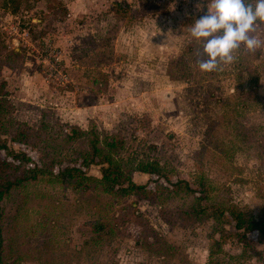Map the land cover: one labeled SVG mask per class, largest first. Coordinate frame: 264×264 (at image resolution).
I'll use <instances>...</instances> for the list:
<instances>
[{
	"label": "rangeland",
	"instance_id": "1",
	"mask_svg": "<svg viewBox=\"0 0 264 264\" xmlns=\"http://www.w3.org/2000/svg\"><path fill=\"white\" fill-rule=\"evenodd\" d=\"M60 1L65 18L45 1L25 0L12 14L0 0V81L7 82L11 117L31 130L49 124L53 135L77 125L122 137L128 166L157 162L171 183L136 173L135 182L150 191L145 195L73 191L45 181L13 191L0 204L12 259L211 264L216 224L209 216L186 226L180 211L195 200L171 184L206 179L208 205L264 217V23L256 29L257 50L240 49L232 63L202 73L195 63L201 46L188 28L207 0ZM42 50L57 58L65 85L47 81ZM13 52L18 56L10 58ZM254 83L259 102L246 97ZM99 223L106 232L98 235ZM227 230L231 235L212 264H264L256 234L245 250L235 229Z\"/></svg>",
	"mask_w": 264,
	"mask_h": 264
},
{
	"label": "trees",
	"instance_id": "2",
	"mask_svg": "<svg viewBox=\"0 0 264 264\" xmlns=\"http://www.w3.org/2000/svg\"><path fill=\"white\" fill-rule=\"evenodd\" d=\"M23 1L25 0H3V7L16 14ZM36 1H45L55 16H68V10L60 0ZM2 42L0 36V56L5 50ZM13 56H18V53L9 55L10 58ZM255 84L245 93L246 97H251L256 102L258 97L253 93ZM6 88L7 82L0 81V204L13 191L41 181L57 183L73 191L100 189L116 197L145 195L150 192L146 185L135 182L136 173L156 176L158 182L163 180L171 183L170 176L157 162H140L128 166L121 157L125 150V140L116 135H104L96 127L84 130L73 125L64 135L51 134L49 124H42L38 130H31L11 117L13 106ZM22 147L35 150L38 156L33 157L21 150ZM94 168H98L96 173ZM171 185L177 193L195 200L187 209L180 211V218L187 223L186 226L202 222L209 216L216 224L215 236L211 237L209 263H213V256L223 250L222 246L231 235L227 230L229 225L235 229V235L243 242L245 250L249 247V235L256 234L264 243V217L255 218L249 211L236 206L208 205L206 202L210 200L211 187L206 179L193 185L195 187L189 181ZM4 212L5 208L0 206V264H21L18 257L12 259L13 249L5 238ZM96 225L95 233L99 235L106 232L103 223ZM216 235L219 236L218 239ZM216 263L220 264L217 260Z\"/></svg>",
	"mask_w": 264,
	"mask_h": 264
},
{
	"label": "clouds",
	"instance_id": "3",
	"mask_svg": "<svg viewBox=\"0 0 264 264\" xmlns=\"http://www.w3.org/2000/svg\"><path fill=\"white\" fill-rule=\"evenodd\" d=\"M204 14L192 20L188 34L201 46L202 58L195 63L202 73L230 64L240 49L249 52L261 46L256 34L264 23V0H207Z\"/></svg>",
	"mask_w": 264,
	"mask_h": 264
},
{
	"label": "built area",
	"instance_id": "4",
	"mask_svg": "<svg viewBox=\"0 0 264 264\" xmlns=\"http://www.w3.org/2000/svg\"><path fill=\"white\" fill-rule=\"evenodd\" d=\"M40 53L42 55L43 72L46 74L47 81L49 80L53 83L59 81L61 85H65L68 82L67 75H63L60 72L57 58L50 53V50H42Z\"/></svg>",
	"mask_w": 264,
	"mask_h": 264
}]
</instances>
